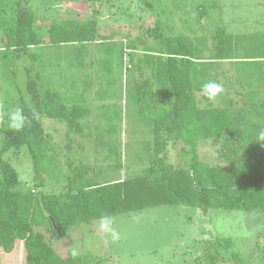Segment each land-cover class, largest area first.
Segmentation results:
<instances>
[{"label": "trees", "instance_id": "16d2710c", "mask_svg": "<svg viewBox=\"0 0 264 264\" xmlns=\"http://www.w3.org/2000/svg\"><path fill=\"white\" fill-rule=\"evenodd\" d=\"M33 1L53 6L69 0H0V65L4 72L13 74V62L25 56L35 63L43 53L34 50L46 44L70 45L79 52L78 49L88 51L89 45L95 43L93 51L102 43L100 38H108L98 31L104 0H85L90 10L87 18H51L48 39L34 27L39 5L33 6ZM138 1L155 16L153 26L144 28V35L127 45L129 68L135 67L133 75L136 73L133 93L139 120L150 128L144 153L147 164L140 170L123 179L99 181L88 176L89 165L74 166L66 156L68 170L60 176V181L65 182L63 189L46 192L47 167L54 160L55 150L42 118L63 123L67 135L81 134L84 128L89 129L87 110L71 103L68 93L48 86L43 73L34 70L33 65L24 69L28 99L20 94L14 104L8 106L4 99L0 106V250L11 253L21 244L24 264H104V259L92 254L58 256L51 244L53 238H61L70 229L102 214L114 216L159 204L191 206L204 213L210 209L264 212V141H256L264 131V96L254 100L247 91L238 101L230 97L227 104L218 105L203 94L197 95L194 81L198 76H209V80L221 83L210 66L223 67L221 52L229 40H224L223 32L217 30L211 36L215 43L209 50L213 54L206 61L184 31L193 33L189 22L172 14L181 8L187 14V0ZM206 8L200 3L193 8L198 20L206 15ZM174 17L180 22V30L175 27ZM98 61L105 63L102 58L94 60ZM200 63L209 65L208 70H200ZM225 73L221 69V75ZM259 75L262 77L264 71ZM236 82L242 89L238 91L247 88L240 79ZM83 89H88L86 84ZM14 107L22 108L27 118L21 131L8 127L6 113ZM203 140H221L219 164L201 158L198 144ZM66 147L71 149L69 144ZM168 147L175 151V163L168 160ZM22 150L30 158L36 192L18 189V173L4 158ZM37 226L42 230H36ZM215 243L220 244L218 248L228 249L233 264H247L242 254L232 249V237ZM218 258L217 248L206 253L208 264L218 262ZM259 264H264V248L260 249Z\"/></svg>", "mask_w": 264, "mask_h": 264}, {"label": "rangeland", "instance_id": "374dc122", "mask_svg": "<svg viewBox=\"0 0 264 264\" xmlns=\"http://www.w3.org/2000/svg\"><path fill=\"white\" fill-rule=\"evenodd\" d=\"M37 3L31 2L33 6L39 5L36 8L39 18L35 19L34 27L45 39H48L51 18L84 19L90 16L85 0L57 2L53 6ZM102 3L100 11L105 18L98 21L99 35L108 38H100L102 43L97 50L78 49L77 52L74 46L46 44L34 50L43 53L35 63L28 56L14 61L13 74L4 72L0 65V106L4 99L8 106L14 104L20 94L28 99L24 89V69L33 65L34 70L39 69L43 73L48 86L68 93L71 103L83 105L88 112L86 121L89 120V129L84 128L81 134L70 132L67 135L63 123L53 118H42L55 150L54 160L47 167L46 192L63 189L65 182L60 181V176L68 170L66 156L74 166L79 163L89 165L88 176H95L99 181L123 179L147 164L144 153L150 128L139 120L133 93V76L136 73L133 75L135 67L129 68L127 45L135 37H142L144 28L153 26L155 16L138 0H104ZM187 3V14H183L184 8L174 9L172 14L189 22L193 33L184 31L206 61L213 54L209 50L215 43L211 36L217 30L219 33L222 31L224 40L228 39L230 43L221 52L224 55L220 60L223 67L210 66V71L217 74L224 88L213 102L227 104L230 97L235 102L246 96L247 91L255 97L254 100L264 96V75H259V71H264V0H187ZM197 3L207 6L206 15L199 20L193 10ZM68 4H72L73 9L68 8ZM109 21L117 24L107 30ZM173 22L180 30L177 17ZM135 44L141 46L137 41ZM96 58H102L105 63L94 62ZM199 65L200 70H208L209 65ZM257 68L258 71L252 72ZM221 69L226 71L224 76ZM204 76H198L194 81L199 96L202 95L201 85L214 81ZM237 79L247 86L243 92L238 91L242 89L237 88ZM85 84L87 90L83 89ZM67 144L71 146L70 150ZM220 151L221 140H203L198 144L201 158L210 164H219ZM4 158L10 160L18 173V189L36 192L38 189L32 182L27 152H10ZM175 159L174 149L168 147V160L175 163ZM112 217L120 232L118 242L113 243L101 233L98 219H95L70 229L61 238H53L51 244L55 254L67 256L76 249L78 255L92 254L104 259V264H208L206 253L217 248L219 258L213 264H233L228 249L218 248L220 244L215 243L220 238L232 237V249L241 253L247 264H259L260 249L264 248V212L210 209L204 213L191 206L159 204ZM35 229L42 230L38 226ZM0 264H24L21 244L11 253L0 250Z\"/></svg>", "mask_w": 264, "mask_h": 264}, {"label": "clouds", "instance_id": "9594fccd", "mask_svg": "<svg viewBox=\"0 0 264 264\" xmlns=\"http://www.w3.org/2000/svg\"><path fill=\"white\" fill-rule=\"evenodd\" d=\"M224 91L223 85L215 81H207L201 85V92L208 100H214L218 95ZM8 127L15 131H21L27 122V118L24 115L23 109L20 107H14L8 110L6 113ZM256 141H264V131H261ZM98 229L113 243L120 240V232L114 226V218L107 214H102L98 218ZM73 257L78 255V251L73 249L71 252Z\"/></svg>", "mask_w": 264, "mask_h": 264}, {"label": "crops", "instance_id": "0c3cea01", "mask_svg": "<svg viewBox=\"0 0 264 264\" xmlns=\"http://www.w3.org/2000/svg\"><path fill=\"white\" fill-rule=\"evenodd\" d=\"M71 0H69V1H65V2H70ZM67 4V3H66ZM69 5V4H68ZM72 5V4H71ZM71 5H69V7L68 8H70V9H73V5L71 6ZM59 6H61V5H59ZM86 7H87V4H86ZM54 8V7H53ZM88 8V7H87ZM101 8V7H100ZM52 9V8H51ZM50 9V10H51ZM101 17H104L101 13H100V15H99V17H98V21H99V19L101 18ZM113 17H115V16H113ZM105 18V17H104ZM51 23V22H50ZM117 23H115V21H109V22H107V30H109L110 28H113V27H115V25H116ZM98 31L100 32V30H99V25H98ZM113 31H115V29H113ZM113 33H115V32H113ZM106 36V35H105ZM93 46L95 47V43H92L91 45H89V49L90 48H93Z\"/></svg>", "mask_w": 264, "mask_h": 264}]
</instances>
